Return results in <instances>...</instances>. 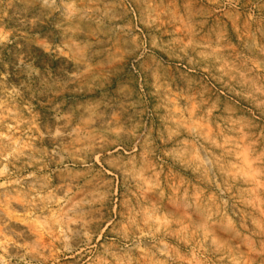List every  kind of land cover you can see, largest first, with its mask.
<instances>
[{"label": "rangeland", "instance_id": "374dc122", "mask_svg": "<svg viewBox=\"0 0 264 264\" xmlns=\"http://www.w3.org/2000/svg\"><path fill=\"white\" fill-rule=\"evenodd\" d=\"M0 264H264V0H0Z\"/></svg>", "mask_w": 264, "mask_h": 264}]
</instances>
